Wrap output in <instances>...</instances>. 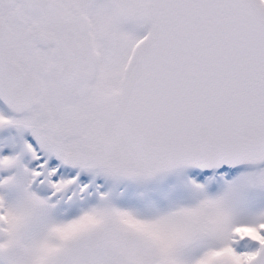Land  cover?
<instances>
[{"label": "snow or ice", "instance_id": "obj_1", "mask_svg": "<svg viewBox=\"0 0 264 264\" xmlns=\"http://www.w3.org/2000/svg\"><path fill=\"white\" fill-rule=\"evenodd\" d=\"M0 264H264V0H0Z\"/></svg>", "mask_w": 264, "mask_h": 264}]
</instances>
